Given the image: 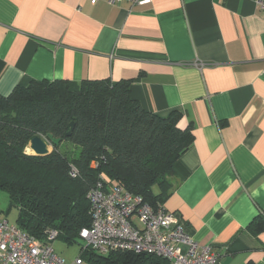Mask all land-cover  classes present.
<instances>
[{
  "label": "crops",
  "instance_id": "1",
  "mask_svg": "<svg viewBox=\"0 0 264 264\" xmlns=\"http://www.w3.org/2000/svg\"><path fill=\"white\" fill-rule=\"evenodd\" d=\"M258 1L0 0V96L33 81L132 80L131 96L145 111L166 117L178 110L179 127H193L164 209L220 254L219 264H264ZM6 208L9 198L7 207L0 203V220L16 225L18 211L12 221ZM52 247L67 263L81 253Z\"/></svg>",
  "mask_w": 264,
  "mask_h": 264
},
{
  "label": "trees",
  "instance_id": "2",
  "mask_svg": "<svg viewBox=\"0 0 264 264\" xmlns=\"http://www.w3.org/2000/svg\"><path fill=\"white\" fill-rule=\"evenodd\" d=\"M132 82L33 81L0 96V191L9 198L5 214L18 211L20 230L42 242L56 230L58 240L78 243L91 226L88 194L101 175L153 209L174 193V164L193 144V127H179L178 110L145 111L131 96ZM48 136L60 140L49 155L27 152L35 137ZM83 250L89 264H171L153 254Z\"/></svg>",
  "mask_w": 264,
  "mask_h": 264
},
{
  "label": "built area",
  "instance_id": "3",
  "mask_svg": "<svg viewBox=\"0 0 264 264\" xmlns=\"http://www.w3.org/2000/svg\"><path fill=\"white\" fill-rule=\"evenodd\" d=\"M101 0H90L95 5ZM110 5L122 2L145 5L151 0H105ZM264 13V0L258 1ZM46 140V137H43ZM70 176L79 172L71 165ZM91 226L80 232L84 250L99 254L131 251L153 254L168 259L171 264H219L221 255L211 246H202L187 231L180 217L163 206L153 209L140 196L123 187L111 185L101 175L89 192ZM56 230L46 232L45 242L26 234L16 225L0 220V264H83L80 255L67 263L57 255L52 243L58 239Z\"/></svg>",
  "mask_w": 264,
  "mask_h": 264
},
{
  "label": "water",
  "instance_id": "4",
  "mask_svg": "<svg viewBox=\"0 0 264 264\" xmlns=\"http://www.w3.org/2000/svg\"><path fill=\"white\" fill-rule=\"evenodd\" d=\"M75 124H71V129L67 133V136L70 137L73 133ZM60 144V140L53 138L52 136L46 137V140L42 137H35L31 143L30 148L33 151V155L35 156H47L51 153L50 147L57 146Z\"/></svg>",
  "mask_w": 264,
  "mask_h": 264
},
{
  "label": "rangeland",
  "instance_id": "5",
  "mask_svg": "<svg viewBox=\"0 0 264 264\" xmlns=\"http://www.w3.org/2000/svg\"><path fill=\"white\" fill-rule=\"evenodd\" d=\"M29 150V151H28ZM27 150V152L30 154L32 153V150L29 146V149ZM53 148L50 147V151L52 152ZM7 198L8 195L5 192L0 191V203L1 205H3V207H7ZM3 202V203H2ZM8 208H6L7 211ZM9 213H11L12 215L10 216V219L12 220V218L15 216V210H11ZM13 221V220H12ZM52 244H54V247L57 249V247H65L68 248L70 250H81L84 247V242L82 240H79L78 243H75L73 245H71L70 247H67V245H65L64 243H62L60 240H55Z\"/></svg>",
  "mask_w": 264,
  "mask_h": 264
},
{
  "label": "bare ground",
  "instance_id": "6",
  "mask_svg": "<svg viewBox=\"0 0 264 264\" xmlns=\"http://www.w3.org/2000/svg\"><path fill=\"white\" fill-rule=\"evenodd\" d=\"M28 150V149H27ZM29 151V150H28ZM30 154H33V151H32V153H30Z\"/></svg>",
  "mask_w": 264,
  "mask_h": 264
}]
</instances>
